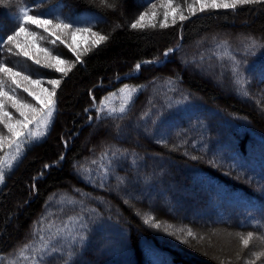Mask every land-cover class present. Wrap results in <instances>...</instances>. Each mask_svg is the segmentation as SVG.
Listing matches in <instances>:
<instances>
[{
  "label": "trees",
  "instance_id": "obj_1",
  "mask_svg": "<svg viewBox=\"0 0 264 264\" xmlns=\"http://www.w3.org/2000/svg\"><path fill=\"white\" fill-rule=\"evenodd\" d=\"M108 2L115 7L100 0L0 4L4 39L21 5L109 37L80 63L55 36L28 25L38 34L26 39L39 58L46 48L75 65L67 76L0 46V62L42 87L61 80L46 135L24 148L0 184V264H264V255H253L264 252V48L250 53L242 43L264 38V5L191 15L185 0H173L188 19L172 24L169 17L160 28L158 7L157 27L141 30L130 24L161 0ZM88 40L76 36L81 48ZM169 48L175 51L163 58ZM231 57L247 96L234 82ZM125 83L139 89L125 113L91 108ZM16 96L35 103L22 88ZM0 132L7 135L3 125ZM145 215L161 227L144 223ZM189 228L197 239L186 237ZM250 231L256 238L244 248L237 234Z\"/></svg>",
  "mask_w": 264,
  "mask_h": 264
},
{
  "label": "snow or ice",
  "instance_id": "obj_2",
  "mask_svg": "<svg viewBox=\"0 0 264 264\" xmlns=\"http://www.w3.org/2000/svg\"><path fill=\"white\" fill-rule=\"evenodd\" d=\"M101 4L105 7L114 8V3H109L108 0H100ZM5 3V0H0V4ZM187 10L191 15H195L197 11L203 12L206 9H235L238 5H264V0H193L191 4L187 3ZM197 5L199 6L197 8ZM163 9V20L159 22L160 28H166L169 26V17H171V23L175 24L177 18L180 21H184L189 17L184 14L180 5H173V0H161L159 6L152 4L148 11L141 12L131 24L132 29H145L156 28V18L159 14L157 9ZM17 25L10 35L6 39L0 37V46L11 45L7 49L8 52L13 53V49H16L14 55H22L34 61L35 64L42 67L55 69L58 73H63L67 76L68 72L75 65L69 61L62 60L60 56H53L48 49L41 48L39 51L45 54L46 59L39 58L34 51H32V45L29 44L27 37L37 38L38 34L29 30L28 25H35L37 28L43 29L45 33L51 36H55L60 40L76 57V61L83 63L82 56L98 45L108 40L107 35H103L100 32L93 31L91 27H73V23L65 22L64 19L57 17L55 21L49 19H42L40 15H31L30 9L21 5L18 10V16L16 18ZM77 35H87L89 37L88 47L81 48L76 42ZM25 37L24 40L21 37ZM67 38V39H65ZM44 39V37H39ZM69 40L71 42H69ZM52 44L56 43V40L51 41ZM242 43L248 52L254 53L257 48H264V38L257 40L255 37L246 36ZM175 49L169 48L164 56L167 57ZM233 66L231 72L234 77V82L240 85V91L243 95L247 96L248 92L243 88L246 83L243 78V74L240 70L239 62L235 60V57H231ZM155 61H147L146 63H154ZM136 70L141 68V64L138 63ZM0 125L6 129L7 135L0 132V151H4L6 148L11 150L4 152L3 156H0V184L5 180L6 169L10 170L13 167V163L19 159L22 154V146L28 142L31 143L34 140H39L46 135L47 130L52 124L53 117L56 111V93L57 89L61 85L60 79H51L47 83L51 85V89L42 87V80H33L31 76L25 75L22 72L15 71L13 68L8 67L3 62H0ZM14 84L15 88L11 85ZM6 86L12 95L5 90ZM22 88L29 97L32 98L35 103L28 102L27 100L19 99L16 96V89ZM139 91L137 88L128 89V86L120 89L123 97V102L117 109L115 107L108 108V114L113 115L115 113L123 114L127 110V106L132 102L133 94ZM103 103V102H102ZM8 107L15 109L19 118H16L8 111ZM103 111V108L98 109ZM30 125L34 127H29ZM63 159V157H61ZM95 163V161H93ZM47 167V165H46ZM144 223L151 224L155 228H160L161 224L154 222V219L150 215H145ZM167 230V229H165ZM179 231H184L180 229ZM244 248H248L251 241H253L254 233L248 232L247 235L237 234ZM186 237L197 239L196 234L192 229H187ZM203 239V237H200ZM186 242V241H182ZM25 247H28L27 245ZM21 255H23V249H21ZM257 259L264 255V252L254 253ZM237 259H240V254L237 253ZM221 264H224L221 261ZM228 264H231L229 261ZM246 264H255L254 260L247 261Z\"/></svg>",
  "mask_w": 264,
  "mask_h": 264
},
{
  "label": "rangeland",
  "instance_id": "obj_3",
  "mask_svg": "<svg viewBox=\"0 0 264 264\" xmlns=\"http://www.w3.org/2000/svg\"><path fill=\"white\" fill-rule=\"evenodd\" d=\"M163 58H165V56H163ZM158 61H155V63H157ZM137 70L135 69L134 70V72H132V73H135ZM131 73V74H132ZM127 74H130V73H127ZM126 74V75H127ZM117 79V78H116ZM115 79V80H116ZM125 86H128V89H132V88H137L138 89V87L136 86V87H134V86H132V85H129V84H122V85H120L119 87H117L116 89H114V90H111V91H108L105 95H103L102 96V98H101V101H100V103H99V105L96 103V101L95 102H93V104L91 105V108H94L95 106V109L97 110V109H101V108H104V111H106V112H108V108L109 107H115V108H119L120 107V105H121V103L123 102V97H122V94H121V92H120V89H122V88H124ZM135 94V93H134ZM133 94V95H134ZM103 102V103H102ZM30 128L31 127H34V126H32V125H30L29 126ZM42 138V137H41ZM34 141H36V140H34ZM34 141H32V142H34ZM31 142V143H32ZM30 143H28V142H26L23 146H22V152L24 151V148L27 146V145H29ZM7 151H11V150H9V149H5L4 150V152H7ZM4 152H3V154L1 155V156H3L4 155ZM16 162L17 161H15L14 163H13V166L16 164ZM9 170L8 169H6V173L8 172Z\"/></svg>",
  "mask_w": 264,
  "mask_h": 264
},
{
  "label": "water",
  "instance_id": "obj_4",
  "mask_svg": "<svg viewBox=\"0 0 264 264\" xmlns=\"http://www.w3.org/2000/svg\"><path fill=\"white\" fill-rule=\"evenodd\" d=\"M129 76V75H128Z\"/></svg>",
  "mask_w": 264,
  "mask_h": 264
}]
</instances>
